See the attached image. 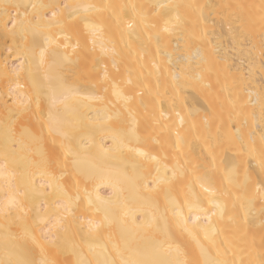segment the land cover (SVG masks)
I'll list each match as a JSON object with an SVG mask.
<instances>
[{"label":"bare ground","instance_id":"6f19581e","mask_svg":"<svg viewBox=\"0 0 264 264\" xmlns=\"http://www.w3.org/2000/svg\"><path fill=\"white\" fill-rule=\"evenodd\" d=\"M5 4L10 5L7 15ZM65 4L98 7L81 9L80 17L69 23ZM32 5H54L61 14L52 20L51 9ZM34 13L46 14L44 24L52 26L43 35L52 41L50 51L57 53L43 66L38 51L28 50L30 37L23 41L17 35L14 41L10 36L11 19L23 21ZM84 20L90 22L87 27ZM125 20L134 21L133 28ZM166 25L169 32L163 31ZM115 90L131 96V102L126 105ZM262 105L264 0H0V259L5 258L6 237L11 247V235L40 236L47 227L64 241L62 254L49 251L58 264H120L122 258L158 264L193 258L250 264L260 259L264 216L258 195L246 221L239 208L232 209V198L220 193L235 191L247 173L256 195L264 178L259 167ZM117 111L124 124L105 123ZM121 127H135L140 139L130 138L131 146L155 155L161 175L164 164L169 178L171 169L177 171L170 187L150 190L158 165L114 146L112 132ZM61 142L78 153L76 165L68 157L67 175L52 180L43 162L55 157L63 165ZM47 171L59 177L64 168ZM205 176L218 191L214 199L227 208L223 219L199 222L215 247L204 239V231L194 229L206 250L201 257L196 241L177 222L190 216L184 203L190 186L207 196L196 184L197 177ZM60 186L73 203L67 232L53 227L58 216L67 215ZM13 199L18 206H8ZM153 216L159 231L137 227ZM94 224L100 227L89 237ZM177 248L186 255L177 254ZM31 258L38 259V253Z\"/></svg>","mask_w":264,"mask_h":264},{"label":"snow or ice","instance_id":"6c2138e0","mask_svg":"<svg viewBox=\"0 0 264 264\" xmlns=\"http://www.w3.org/2000/svg\"><path fill=\"white\" fill-rule=\"evenodd\" d=\"M5 14L7 15V8L10 7V5L5 4L4 6ZM13 7H19L18 5ZM37 7L41 9H51L52 15L51 19L56 20L57 16L61 13H58L55 9L57 6L54 5H32L33 9H36ZM98 6L96 5H63V14H65V19L71 23L75 19L79 18L81 13L80 10L83 9L85 12L91 9H96ZM110 7V6H105ZM135 7V6H133ZM158 8H164L168 7L166 5H157ZM19 15V14H18ZM146 15V14H142ZM46 19V14L41 15L40 13H34L31 18H28L27 16L23 21H19L17 19H11L12 23V31L10 32L11 38L15 41L17 35L20 36V39L23 41H27L29 37L31 38V46L28 49L31 52H37L39 53V63L41 66L45 64V61L48 57H55L57 56V53L55 51H50V46L52 41L43 35L44 28H50L52 25L51 23L45 25L44 20ZM85 23V26L87 27L90 22L87 20L83 21ZM119 22V21H118ZM127 25V28L131 29L134 26V21H124ZM176 23H180V17L176 16ZM57 24L60 27H63V24L60 21H57ZM19 25V32L16 31L17 27ZM5 29H8V22L4 25ZM164 32H169L170 29L167 27V25L163 29ZM43 39V44L39 43L40 39ZM66 40L68 39L67 35L64 37ZM63 47H68L67 44L63 45ZM67 59V57H65ZM69 63H72V61H69ZM51 67V65H49ZM105 79H107V73H105ZM130 84L131 81H128ZM114 95H116L118 98H124L127 103H130L132 100L131 96L123 97V93L119 90L114 91ZM39 103V101L37 102ZM55 102L53 101V104ZM125 110L128 112V115L130 118L133 119V123L135 124L134 116L131 111V109H128L127 106L125 107ZM262 112H264V105H262ZM179 116V113H177ZM49 119L51 121V112L49 114ZM117 120L120 121L121 124H124V120L122 117V114L117 111L114 114H109L105 117V123ZM181 123H183V118L180 117ZM50 133L53 131V129L50 126L49 129ZM109 131H112L109 129ZM67 138V133H59ZM135 139L136 141H139L140 137L136 133L135 127H132L131 129H128L125 131L123 127L119 131L112 132V139L113 144L117 148H126L129 152H136V154L140 157H142L146 161H152L155 162L158 167L153 169L156 173L152 180V184L149 186L150 190H157L161 185H168L171 186L172 182L177 179L178 173L175 169H171L172 175L169 178L167 176V172L170 170L168 168L167 164L162 165L164 169L163 175H161V162L155 155H150L146 151H140L139 149L133 148L131 146V139ZM262 141H264V136L261 137ZM61 150L64 153V162L63 165H61V162L58 158L55 157H49L46 158L43 162L44 168L46 169V174L49 175L52 180H63L64 176L67 175V166H68V157H74V159L71 161L73 166L76 165V159L75 157L78 155L70 145H65L63 142H61ZM63 167L64 171L61 172L59 177H56L51 171H47L48 169L54 168V167ZM136 167V165H134ZM260 170L262 176H264V148L261 149V159H260ZM147 171V170H146ZM233 173H235L236 169L233 168ZM151 173L149 172V175ZM179 175L182 177L183 172H180ZM78 183V181H77ZM231 183V181H230ZM252 181L250 176L246 173L244 181L242 183H237L234 185L235 191H228V192H222L220 194L228 196L232 198V209L236 210L239 208L240 211L244 213L245 220L253 215V209L255 208V203L257 199V195L259 197L260 201V207L259 212L261 216H264V178L259 180V187L256 188V195L251 194V185ZM196 184L199 185L200 189L203 193H206L207 196L202 197L201 195L197 194L193 188L189 187V195L185 199V206L187 207L190 216L186 220L183 217L179 219L177 222V227L181 228L183 231L187 232L188 235L196 241V246L200 251V256L204 257L206 255V250L203 247V245L200 244L199 239L197 237V233L194 231V229H201V225L199 222L201 221H207L209 224H211L212 217L213 216H219L221 219H223L225 210L227 208V205L220 204L214 197L218 195L217 189L213 188L211 186L210 180L207 176L205 177H197ZM51 187V184L49 185ZM60 191L64 194V196L67 198V202L62 205L65 209V212L67 215H61L58 216L56 219V225L53 227H59L63 228L65 232H67V227L65 226V221H67L68 216H71L73 214V203L72 198L67 196V192L63 189V186H60ZM165 195H167V192H165ZM77 201L79 200V197L76 198ZM91 200H88V204L91 205ZM10 207H16L18 206V202L14 199L9 201ZM96 211H99V209H96ZM231 219V217H230ZM188 220H191L192 227H188ZM39 223L45 224L47 227V222L45 220L39 221ZM39 227V225H38ZM99 224H94L90 228L89 231V237L93 236V233L95 229L99 228ZM139 228L143 229H151L154 231H159V225L156 222V217L153 216L152 218L148 219L146 218L144 223L141 225H137ZM261 227L264 228V221L261 222ZM204 231V239L209 240L210 243H212L213 247H215V244L213 241L210 240L209 233L207 229H201ZM212 233H215V228L211 229ZM10 239L14 241V243L11 244V247L9 246V237H6L5 239V245H4V254L5 258L0 259V264H58L57 260L54 258L49 257V251L55 250L57 254H62L64 252V248L62 247V244L64 243L63 239L56 233L53 232L52 227H47V230L41 229V235L36 236L32 232H25L24 235L20 237H16L14 235L10 236ZM114 248L119 251V248L117 245H113ZM252 247L255 249V237H253L252 240ZM177 254L179 255H186L181 251L180 248L176 249ZM38 253L39 258H31L33 254ZM219 255V252L217 253ZM260 259L256 261H250V264H264V234L260 236ZM91 264V262H89ZM96 264H115L114 261L109 262L107 260L104 261H96ZM120 264H158V262H152V261H142V260H135V259H124L122 258L120 261ZM175 264H235V262L228 261V260H215V261H208L206 259H184V260H177Z\"/></svg>","mask_w":264,"mask_h":264}]
</instances>
